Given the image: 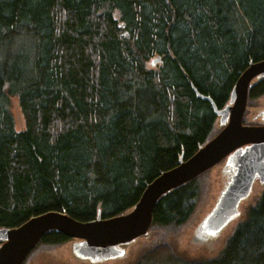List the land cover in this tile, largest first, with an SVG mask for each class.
<instances>
[{"label":"trees","instance_id":"16d2710c","mask_svg":"<svg viewBox=\"0 0 264 264\" xmlns=\"http://www.w3.org/2000/svg\"><path fill=\"white\" fill-rule=\"evenodd\" d=\"M262 59L264 0H0V227L51 210L81 221L128 212L219 131L195 88L222 108ZM263 96L264 77L248 105ZM209 171L162 196L150 230L184 228L210 196ZM71 240L51 230L31 254ZM163 245L130 264H264V187L217 254Z\"/></svg>","mask_w":264,"mask_h":264},{"label":"water","instance_id":"95a60500","mask_svg":"<svg viewBox=\"0 0 264 264\" xmlns=\"http://www.w3.org/2000/svg\"><path fill=\"white\" fill-rule=\"evenodd\" d=\"M160 57L153 60L159 62ZM264 77V59L251 61L236 81L228 103L219 108L211 96L195 91L208 100L217 116L219 131L189 158L181 155L178 165L163 171L148 183L135 206L126 213L81 221L65 212L47 211L17 227H0V264H25L44 235L57 230L77 239L74 253L91 264L123 257L128 246L149 234L154 209L162 196L190 182L224 160L228 180L209 213L201 216L195 237L205 242L218 235L241 215V203L253 192L255 183L264 186V123L245 124L249 88L253 80ZM245 214V213H244ZM242 215V217L244 216ZM241 217V218H242Z\"/></svg>","mask_w":264,"mask_h":264},{"label":"rangeland","instance_id":"374dc122","mask_svg":"<svg viewBox=\"0 0 264 264\" xmlns=\"http://www.w3.org/2000/svg\"><path fill=\"white\" fill-rule=\"evenodd\" d=\"M248 106H250L251 111H264V96L258 101L250 103ZM11 108L16 121V128L20 131L25 125L24 118L18 99L14 96H12ZM228 170L229 167L224 160L220 165L208 172L206 175L207 180H205V187L207 188L205 192L210 196H208L205 202L199 201V203H201L198 204L197 212L192 220L186 223L187 225L184 228H153L150 230L148 236L139 238L136 242L128 246L123 257L96 264H130L138 254L139 249L143 245L151 243H163V246H166V243L171 244L175 247L176 251L183 253L187 257L212 255L219 252L223 248L228 236L234 231L242 215L246 212V208L256 201L263 189V185L257 181L250 197L246 201H243V205L241 203L239 207L241 215L232 220V222H230L218 235L209 238L205 242L197 241L195 235L198 227L201 225V216L206 215L213 208L215 199L220 196L228 180ZM75 241L76 240H71L57 246L41 244L32 254L30 253L31 255L25 264H91L89 261L79 258L74 253L73 248L76 243Z\"/></svg>","mask_w":264,"mask_h":264},{"label":"flooded vegetation","instance_id":"af4514ba","mask_svg":"<svg viewBox=\"0 0 264 264\" xmlns=\"http://www.w3.org/2000/svg\"><path fill=\"white\" fill-rule=\"evenodd\" d=\"M256 106V105H254ZM245 121L248 123L253 124H262L264 123V111L259 112L257 111H251L250 106L247 107L245 112Z\"/></svg>","mask_w":264,"mask_h":264},{"label":"bare ground","instance_id":"6f19581e","mask_svg":"<svg viewBox=\"0 0 264 264\" xmlns=\"http://www.w3.org/2000/svg\"><path fill=\"white\" fill-rule=\"evenodd\" d=\"M160 58H161V57H160ZM159 62H160V61H159ZM152 63H153V62H152ZM156 63H158V62H156ZM156 63H153V64H156ZM255 80H256V79H255ZM255 80H253V82H254ZM253 82H252V83H253ZM252 83H251V85H252ZM251 85H250V86H251ZM244 123H245V124H253V123H247L246 121H244ZM253 125H254V124H253ZM101 215H102V214H101ZM102 218H103V217H102ZM225 243H226V242H225ZM224 246H225V244H224ZM224 246H223V247H224ZM217 253H218V252H217ZM217 253H214V254H217Z\"/></svg>","mask_w":264,"mask_h":264}]
</instances>
